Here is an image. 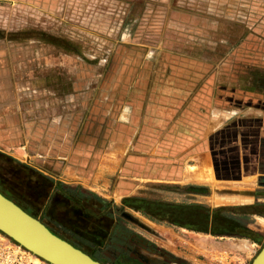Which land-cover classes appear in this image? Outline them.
<instances>
[{
  "label": "crops",
  "instance_id": "obj_1",
  "mask_svg": "<svg viewBox=\"0 0 264 264\" xmlns=\"http://www.w3.org/2000/svg\"><path fill=\"white\" fill-rule=\"evenodd\" d=\"M101 1L114 13L98 17L120 18L108 47L98 34L0 28V46L48 51L33 95L0 94L2 151L50 179L46 203L68 190L111 197L114 177L113 204L148 185H184L227 187L224 208L264 205V0ZM250 215L258 246L264 212ZM106 233L96 225L93 237L103 244Z\"/></svg>",
  "mask_w": 264,
  "mask_h": 264
},
{
  "label": "rangeland",
  "instance_id": "obj_2",
  "mask_svg": "<svg viewBox=\"0 0 264 264\" xmlns=\"http://www.w3.org/2000/svg\"><path fill=\"white\" fill-rule=\"evenodd\" d=\"M102 8L105 14L114 13L111 1L0 0V28L36 26L93 42L101 36L108 47L120 18L98 17ZM47 53L39 44L3 43L0 64L7 63L4 71L9 80L0 82V94L7 89L11 102L19 91L33 95L32 77L35 69L48 64ZM108 179L109 189L104 193L111 197L96 194L99 197L89 195L85 199L96 216L67 207L69 204L61 199L46 203L52 187L50 179L39 178L33 169L10 158L0 145V188L59 236L102 264H251L264 245V237L262 243L254 245L259 227L249 213L264 212V205L225 209L217 198L227 187L194 193L184 185H148L144 188L146 195L113 204L109 191L115 178ZM248 189L251 193L254 190ZM94 224L107 229L103 244L93 237ZM2 237L9 238L0 231Z\"/></svg>",
  "mask_w": 264,
  "mask_h": 264
},
{
  "label": "water",
  "instance_id": "obj_3",
  "mask_svg": "<svg viewBox=\"0 0 264 264\" xmlns=\"http://www.w3.org/2000/svg\"><path fill=\"white\" fill-rule=\"evenodd\" d=\"M0 231L52 264H102L0 192ZM251 264H264V245Z\"/></svg>",
  "mask_w": 264,
  "mask_h": 264
},
{
  "label": "built area",
  "instance_id": "obj_4",
  "mask_svg": "<svg viewBox=\"0 0 264 264\" xmlns=\"http://www.w3.org/2000/svg\"><path fill=\"white\" fill-rule=\"evenodd\" d=\"M0 264H52L9 238L0 239Z\"/></svg>",
  "mask_w": 264,
  "mask_h": 264
},
{
  "label": "trees",
  "instance_id": "obj_5",
  "mask_svg": "<svg viewBox=\"0 0 264 264\" xmlns=\"http://www.w3.org/2000/svg\"><path fill=\"white\" fill-rule=\"evenodd\" d=\"M38 176V174H36ZM39 178H45L43 176H38ZM50 181V180H49ZM0 192L2 194H4L6 197H8L9 199L13 200L15 203H17L20 207H22L25 211H28L24 208V206L22 205V203H20L18 200H14L13 197L11 195H9L6 191L2 190L0 188ZM93 199H95L96 197H99L97 195H92ZM88 197L80 192H78L77 190L74 191V190H68L67 191V194H66V197L63 198L62 200L67 202V204H69L67 207H70L71 208H75L77 207L78 209H82L84 212L90 214V215H94L96 216L95 214V211L93 210V208H90L88 205H87V202L85 199H87ZM226 209V208H225ZM29 212V211H28ZM252 213H257L258 211H251ZM249 212V213H251ZM31 215L32 213L29 212ZM259 213V212H258ZM35 217V216H34ZM53 231V230H52ZM54 232V231H53ZM56 233V232H55ZM57 234V233H56ZM58 235V234H57Z\"/></svg>",
  "mask_w": 264,
  "mask_h": 264
},
{
  "label": "flooded vegetation",
  "instance_id": "obj_6",
  "mask_svg": "<svg viewBox=\"0 0 264 264\" xmlns=\"http://www.w3.org/2000/svg\"><path fill=\"white\" fill-rule=\"evenodd\" d=\"M84 251V250H83ZM87 253V252H86ZM93 257V256H92ZM94 258V257H93ZM94 259H96V258H94Z\"/></svg>",
  "mask_w": 264,
  "mask_h": 264
}]
</instances>
